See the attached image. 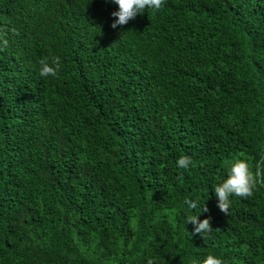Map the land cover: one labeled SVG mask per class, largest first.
Here are the masks:
<instances>
[{"label":"trees","instance_id":"1","mask_svg":"<svg viewBox=\"0 0 264 264\" xmlns=\"http://www.w3.org/2000/svg\"><path fill=\"white\" fill-rule=\"evenodd\" d=\"M116 10L0 0V264H264V0ZM237 158L258 183L225 214Z\"/></svg>","mask_w":264,"mask_h":264},{"label":"clouds","instance_id":"2","mask_svg":"<svg viewBox=\"0 0 264 264\" xmlns=\"http://www.w3.org/2000/svg\"><path fill=\"white\" fill-rule=\"evenodd\" d=\"M105 2L117 6V10L111 14L115 18L111 27L116 29L118 26L126 25L129 21L146 11H159L166 3V0H105ZM7 44V40L0 37V51H3ZM39 63V75L41 77H57L61 68L60 57H52L50 62L47 58L41 59ZM192 163V159L189 156H180L175 161V166L180 170H188ZM257 183V178L253 174L250 163L245 159H234L231 162L227 178L223 179L214 188V195L220 211L227 214L234 198L251 197ZM183 203L190 211H194L198 207L196 201L185 199ZM202 208L200 207L199 214L187 217V223L193 225V232L201 236L213 231L208 219L198 220ZM203 210L207 211V209ZM191 264H224V261L210 254L203 261L193 258Z\"/></svg>","mask_w":264,"mask_h":264}]
</instances>
